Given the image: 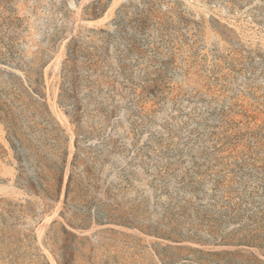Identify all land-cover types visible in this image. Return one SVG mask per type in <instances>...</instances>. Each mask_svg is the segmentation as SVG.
Instances as JSON below:
<instances>
[{
  "label": "rangeland",
  "instance_id": "1",
  "mask_svg": "<svg viewBox=\"0 0 264 264\" xmlns=\"http://www.w3.org/2000/svg\"><path fill=\"white\" fill-rule=\"evenodd\" d=\"M0 264H264V0H0Z\"/></svg>",
  "mask_w": 264,
  "mask_h": 264
}]
</instances>
